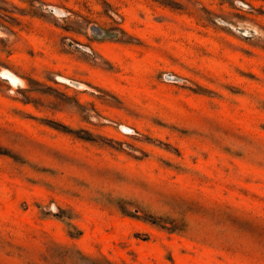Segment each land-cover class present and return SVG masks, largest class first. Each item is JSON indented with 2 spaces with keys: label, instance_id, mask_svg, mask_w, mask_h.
Wrapping results in <instances>:
<instances>
[{
  "label": "rangeland",
  "instance_id": "1",
  "mask_svg": "<svg viewBox=\"0 0 264 264\" xmlns=\"http://www.w3.org/2000/svg\"><path fill=\"white\" fill-rule=\"evenodd\" d=\"M0 264H264V0H0Z\"/></svg>",
  "mask_w": 264,
  "mask_h": 264
},
{
  "label": "bare ground",
  "instance_id": "2",
  "mask_svg": "<svg viewBox=\"0 0 264 264\" xmlns=\"http://www.w3.org/2000/svg\"><path fill=\"white\" fill-rule=\"evenodd\" d=\"M93 29H95V28H93ZM95 30H97V29H95ZM1 75L3 77H5L8 80V82L10 84H12L13 86H15V87L18 86V85H22L23 84L22 79H20L17 75H15L13 72H11L8 69H3L1 71ZM63 80L68 81V82H70L71 84H73L75 86H81L80 83H77V82H74V81H70L68 79H63Z\"/></svg>",
  "mask_w": 264,
  "mask_h": 264
},
{
  "label": "built area",
  "instance_id": "3",
  "mask_svg": "<svg viewBox=\"0 0 264 264\" xmlns=\"http://www.w3.org/2000/svg\"><path fill=\"white\" fill-rule=\"evenodd\" d=\"M169 79H173V76H172V75H170V76H169ZM123 130H124V131H127V130H131V129H130V128H128V127H125V126H124V127H123Z\"/></svg>",
  "mask_w": 264,
  "mask_h": 264
}]
</instances>
